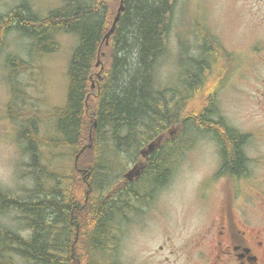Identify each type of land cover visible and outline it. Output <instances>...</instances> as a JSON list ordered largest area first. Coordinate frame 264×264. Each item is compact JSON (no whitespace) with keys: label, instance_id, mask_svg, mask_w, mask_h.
<instances>
[{"label":"trees","instance_id":"trees-1","mask_svg":"<svg viewBox=\"0 0 264 264\" xmlns=\"http://www.w3.org/2000/svg\"><path fill=\"white\" fill-rule=\"evenodd\" d=\"M16 1L0 14V55L12 34L28 42L27 59L4 60L26 184L14 195L0 188V216L14 215V227H0V264H121L122 227L168 184L195 137L222 151L220 175L243 173L245 137L216 100L232 62L216 38L199 33L195 54L182 41L177 83L157 80L179 0ZM66 36L77 45L65 98L39 112L25 80ZM130 166L143 167L135 180L125 177Z\"/></svg>","mask_w":264,"mask_h":264},{"label":"rangeland","instance_id":"rangeland-1","mask_svg":"<svg viewBox=\"0 0 264 264\" xmlns=\"http://www.w3.org/2000/svg\"><path fill=\"white\" fill-rule=\"evenodd\" d=\"M16 4V0H0V14H7ZM40 7L45 14L47 3L41 1ZM199 33L214 36L231 55L228 78L216 100L224 120L247 135L248 177L234 183L218 174L213 142L205 136L195 137L168 184L139 214L130 215L122 227L118 256L121 264H161L171 246L204 230L227 208L244 209L246 213L253 209L252 187L260 188L250 179L253 155L264 158V0H179L168 40L169 51L157 73L161 87L177 83L176 59L181 43L186 48L190 46L191 53H197ZM59 41L60 51L33 64V72L25 80L26 95L33 99L39 112L62 105L65 98V72L77 41L74 36ZM28 51V42L12 34L0 55V188L11 195L26 184L20 170H24L22 165L27 159L16 144V126L6 114L10 88L4 60L11 56L25 60ZM142 169L130 166L125 177L135 180ZM13 216H0V227H14Z\"/></svg>","mask_w":264,"mask_h":264},{"label":"flooded vegetation","instance_id":"flooded-vegetation-1","mask_svg":"<svg viewBox=\"0 0 264 264\" xmlns=\"http://www.w3.org/2000/svg\"><path fill=\"white\" fill-rule=\"evenodd\" d=\"M237 132L245 137L239 144L245 168L240 175L224 177L240 183L247 179L249 173L246 169L247 135ZM212 142L216 147L214 153L217 154V172L220 174L219 170L223 166L222 151ZM230 149L233 150L232 144ZM253 159L250 179L260 185L259 189L252 187L250 199L253 201V209L246 213L244 209L235 211V208H227L204 230L195 232L178 246H171L161 264H264V158L254 154ZM159 250L162 251L163 247Z\"/></svg>","mask_w":264,"mask_h":264},{"label":"water","instance_id":"water-1","mask_svg":"<svg viewBox=\"0 0 264 264\" xmlns=\"http://www.w3.org/2000/svg\"><path fill=\"white\" fill-rule=\"evenodd\" d=\"M122 10H123V7H122V5H121V6L119 7L118 11H117V14H116L114 20H113V23H112V25H111V28L109 29V31H108L107 34L105 35L104 40L106 41V44H107V41H108L109 37H110L111 34H113V32H114V29H115L116 23H117L118 20H119L120 12H121ZM98 66H99V62L96 64V67H98ZM92 87H94L93 84H92ZM152 150H153V145L151 144V145L148 146V152H150V151H152Z\"/></svg>","mask_w":264,"mask_h":264},{"label":"bare ground","instance_id":"bare-ground-1","mask_svg":"<svg viewBox=\"0 0 264 264\" xmlns=\"http://www.w3.org/2000/svg\"><path fill=\"white\" fill-rule=\"evenodd\" d=\"M188 96V95H187ZM64 246V245H63ZM78 248V247H77ZM75 252V251H74ZM82 255V254H81Z\"/></svg>","mask_w":264,"mask_h":264}]
</instances>
